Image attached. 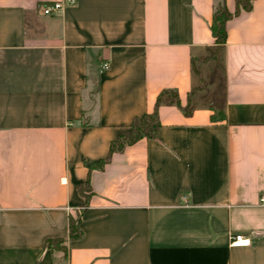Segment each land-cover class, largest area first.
Here are the masks:
<instances>
[{
	"label": "crops",
	"instance_id": "0c3cea01",
	"mask_svg": "<svg viewBox=\"0 0 264 264\" xmlns=\"http://www.w3.org/2000/svg\"><path fill=\"white\" fill-rule=\"evenodd\" d=\"M50 1L0 0V264H264V0L228 20L220 60L199 73L222 0H76L44 13ZM164 88L182 106L166 95L157 134L92 169L86 202L88 164ZM76 206L83 234L71 239ZM235 232L252 244L230 245ZM51 236L68 250L46 248Z\"/></svg>",
	"mask_w": 264,
	"mask_h": 264
},
{
	"label": "trees",
	"instance_id": "16d2710c",
	"mask_svg": "<svg viewBox=\"0 0 264 264\" xmlns=\"http://www.w3.org/2000/svg\"><path fill=\"white\" fill-rule=\"evenodd\" d=\"M254 0H236L235 10H231L226 0L219 1L216 4L213 21L211 24L212 34L214 36V49L216 53H220L225 42L227 41L228 31L227 22L234 15L240 13L242 10H249L253 6ZM212 47H208V50ZM193 68L196 73H199V69L196 68L195 58L193 61ZM199 86H194L189 94L188 103L182 106L180 101L179 91L176 88H164L158 94L155 107L152 111L145 112L143 114L135 115L131 122V131L122 133L117 138H114L110 142L108 155L98 160H94L88 164L89 174L84 182L79 184V190L86 196V202H89L92 193V186L90 183V174L94 168H103L106 162H108L112 154L116 151L123 150L128 144L134 143L143 137H154L160 129L162 122L159 114V106L164 100L166 95L173 96L174 102L182 106L187 114L193 110L191 104L192 95L195 89ZM213 109L212 119L217 120L219 118H225L226 113L223 109H217L213 105L210 106ZM84 208L83 206H76L74 211L70 212L69 215V238L76 239L82 236L83 230L81 227L82 215ZM66 237L63 236H51L45 241V247L50 249H62L65 252L68 250L66 244Z\"/></svg>",
	"mask_w": 264,
	"mask_h": 264
},
{
	"label": "built area",
	"instance_id": "2783aa9c",
	"mask_svg": "<svg viewBox=\"0 0 264 264\" xmlns=\"http://www.w3.org/2000/svg\"><path fill=\"white\" fill-rule=\"evenodd\" d=\"M75 2L76 0H52L41 4V9L44 13L54 14L59 12L65 2ZM110 63L107 60H103L101 63V70L108 68ZM261 203H264V194L260 198ZM252 244L251 236L243 232H235L230 234V245L232 246H249Z\"/></svg>",
	"mask_w": 264,
	"mask_h": 264
},
{
	"label": "rangeland",
	"instance_id": "374dc122",
	"mask_svg": "<svg viewBox=\"0 0 264 264\" xmlns=\"http://www.w3.org/2000/svg\"><path fill=\"white\" fill-rule=\"evenodd\" d=\"M214 47H215V45L212 47V49L207 50L206 53H205V55L201 56L197 60V62H196V68H198L201 65V63L204 62V61H206L207 59L208 60H211L212 62H216V61L218 62L220 60V55L221 54L220 53H216V50L214 49ZM197 86H199V88L203 87L204 86V82L201 81L199 83V85H197ZM199 88L195 89L194 92H197L198 93V89ZM204 93L209 95L210 94V91L209 92L205 91Z\"/></svg>",
	"mask_w": 264,
	"mask_h": 264
}]
</instances>
